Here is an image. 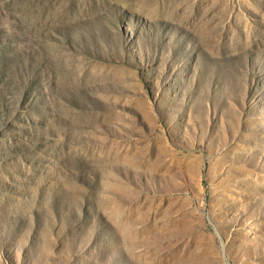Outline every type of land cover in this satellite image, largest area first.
<instances>
[{
	"label": "rangeland",
	"instance_id": "rangeland-1",
	"mask_svg": "<svg viewBox=\"0 0 264 264\" xmlns=\"http://www.w3.org/2000/svg\"><path fill=\"white\" fill-rule=\"evenodd\" d=\"M0 264H264V0H0Z\"/></svg>",
	"mask_w": 264,
	"mask_h": 264
}]
</instances>
